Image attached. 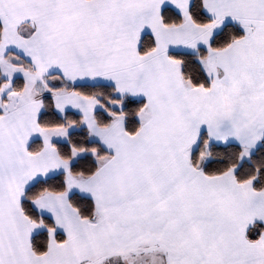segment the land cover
I'll use <instances>...</instances> for the list:
<instances>
[{
	"label": "snow or ice",
	"instance_id": "obj_1",
	"mask_svg": "<svg viewBox=\"0 0 264 264\" xmlns=\"http://www.w3.org/2000/svg\"><path fill=\"white\" fill-rule=\"evenodd\" d=\"M0 264H264V0H0Z\"/></svg>",
	"mask_w": 264,
	"mask_h": 264
}]
</instances>
